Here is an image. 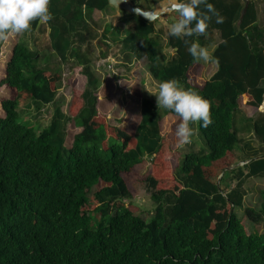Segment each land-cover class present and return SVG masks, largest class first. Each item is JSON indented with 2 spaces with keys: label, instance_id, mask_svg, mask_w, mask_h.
I'll list each match as a JSON object with an SVG mask.
<instances>
[{
  "label": "trees",
  "instance_id": "obj_1",
  "mask_svg": "<svg viewBox=\"0 0 264 264\" xmlns=\"http://www.w3.org/2000/svg\"><path fill=\"white\" fill-rule=\"evenodd\" d=\"M208 2L222 22L213 16L203 35L186 38L210 45L212 32L218 33L211 52L217 70L207 80L184 38L165 35L134 14L120 11L118 17L127 28L121 39L126 63L144 60L159 83L175 79L210 103L212 123L205 128L197 122L205 149L183 156L176 147L179 118L141 96L138 87L132 132L111 125L100 108L111 95L79 44L88 22L104 23L107 0H49L50 49L79 69L65 79L73 93L67 113L56 108L38 133L21 122L18 101L52 103L61 76L38 67L36 54L14 35L0 66V264H264V191L259 211L243 209L253 231L235 213L245 179L264 176V153L229 169L240 142L235 111L264 144V114L253 119L264 97V25L251 2L240 24L243 0ZM164 47L173 50L165 64ZM69 124L77 131L67 145ZM146 161L148 170L141 173ZM139 182L154 205L148 222L129 201Z\"/></svg>",
  "mask_w": 264,
  "mask_h": 264
},
{
  "label": "rangeland",
  "instance_id": "obj_2",
  "mask_svg": "<svg viewBox=\"0 0 264 264\" xmlns=\"http://www.w3.org/2000/svg\"><path fill=\"white\" fill-rule=\"evenodd\" d=\"M155 1L157 0H136L137 4L143 9L149 8ZM249 2L253 4V9L254 7L256 8L257 5H255L253 1ZM175 15L176 13L172 12L168 15L169 18L166 19V15L165 19L169 23H172ZM103 16V24H89L90 26H87L86 30L82 31L84 41L79 44V47L82 52L86 53L91 70L99 82H101V86L105 87L111 95V97H104L99 102L100 108L106 114L109 123L126 129L128 132H132L138 118L139 109V98L134 96L133 89L138 87L141 96L149 98L156 103L155 94L157 93L159 82L151 76L144 60L134 61L129 64L124 61L123 52L125 49L124 45L121 43V39L126 35L127 28L119 23L117 11L113 7H108L105 9ZM255 19L257 22H260L258 15H255ZM107 24L111 26L108 30L105 29V25ZM155 25L157 28L162 29L160 23H156ZM44 27L45 23L40 24L38 31H25L22 36H19V41H22L37 55L36 63L38 67H49L52 70H57L61 76L57 94L52 103L40 104L31 100L18 101L17 109L21 122L32 127L36 133L49 125L52 114L56 108H59L63 113H67L73 93L70 86L66 84L65 79L72 74L74 70L79 69L76 68L72 70L74 66L73 60L61 61L54 53L47 49L49 40L46 31H44ZM165 35L168 34L165 33ZM14 37V35H10L6 43L4 40L0 41V53L3 52V54H0V63L2 64H4L9 56V51L15 40ZM212 38L214 44L219 41L216 31L212 32ZM214 44H204L202 46L211 53ZM162 51V63H168L169 58L173 55V50L164 47ZM201 63L204 68L202 76L204 78H209L215 72L216 64L213 60ZM81 81H84V77L80 76V82ZM261 85L264 86V81L261 82ZM253 117H256V114ZM245 122L246 120L240 112L235 111L233 113L232 123L237 132V136L242 138V140L236 144L234 150L236 163L248 157L245 149L246 141L253 142L254 144L258 141L257 137L250 133V126H247L248 132L241 129L245 126ZM190 127L193 129L191 143L181 148V156L187 152L202 151L206 147L203 138L197 131V122L190 123ZM76 131L77 128L73 124L68 125V135L66 137L67 145L70 144L72 135ZM263 153L264 147L252 151L253 156ZM147 159L148 158H146V160ZM148 167L149 164L146 161L141 173L147 171ZM226 180L229 181L228 178ZM232 183L233 181H230L231 185ZM252 183L254 184V182ZM226 184H229V182H226ZM135 191L134 197L129 201L136 207V213L144 221L148 222L153 216L154 205L150 200L145 183L139 182L136 185ZM244 206H246V204H244ZM235 213L238 217L242 218L247 231H253L255 229V226L244 217L242 208H236Z\"/></svg>",
  "mask_w": 264,
  "mask_h": 264
},
{
  "label": "clouds",
  "instance_id": "obj_3",
  "mask_svg": "<svg viewBox=\"0 0 264 264\" xmlns=\"http://www.w3.org/2000/svg\"><path fill=\"white\" fill-rule=\"evenodd\" d=\"M201 6L206 12H201ZM170 11L175 12L177 18L167 25L168 35L177 39L184 38L193 62H210L213 59L211 53L198 42L189 43L186 38L203 35L207 22L213 16L216 23L222 22V17L213 5L208 0H159L157 9L143 14L150 22H154ZM51 18L49 0H0V41L30 30L33 21L47 22ZM155 100L157 106L170 110L180 120L175 129L178 149L191 143L193 129L190 123L199 122L200 127L205 128L212 123L209 101L184 89L175 79L158 84Z\"/></svg>",
  "mask_w": 264,
  "mask_h": 264
},
{
  "label": "crops",
  "instance_id": "obj_4",
  "mask_svg": "<svg viewBox=\"0 0 264 264\" xmlns=\"http://www.w3.org/2000/svg\"><path fill=\"white\" fill-rule=\"evenodd\" d=\"M249 1H253L254 3H255V5H257L256 6V8L254 7V9H253V16L255 17V15H258L259 16V19H260V24H262V25H264V0H249ZM43 23H45V27H44V31H46V33H47V36H48V40H49V31H50V28H49V26H48V24L46 23V22H39L38 21V23H37V25L35 26V28H31L30 30H28V31H38L39 30V28H40V24H43ZM92 24V23H90V22H88V26H90V25ZM25 33V32H24ZM24 33H22L20 36H22ZM22 39V38H21ZM4 42L6 43L7 42V39L6 40H4ZM22 42V41H21ZM27 46V45H26ZM28 47V46H27ZM29 48V47H28ZM30 49V48H29ZM47 49L49 50V51H51L52 53H54L51 49H50V40H49V44H48V46H47ZM214 49V48H213ZM48 50H46V51H48ZM213 51V50H212ZM0 54H3V52L2 53H0ZM55 54V53H54ZM36 57H37V55H36ZM58 58V57H57ZM68 61H71V59L70 60H68ZM214 61V60H213ZM214 63H215V61H214ZM216 64V63H215ZM0 65H2V63H0ZM40 68H42V67H40ZM49 68V67H48ZM216 70H217V65H216ZM216 70H215V72H216ZM214 72V73H215ZM213 73V74H214ZM212 74V75H213ZM211 75V76H212ZM210 76V77H211ZM209 77V78H210ZM204 78V77H203ZM209 78H204V79H209ZM258 112H257V114H256V117L257 116H259V115H261V114H264V97H263V101H262V103H261V105H260V107L258 108V110H257ZM255 117H253V119H254ZM250 126V133H252L253 135H254V133H253V130H252V124H251V122L250 121H247L246 120V122H245V126H243L241 129H244V130H246V132H248L249 130H247L248 129V127ZM255 136V135H254ZM239 139H240V141L242 140V138L241 137H239V136H237ZM258 139V138H257ZM248 141H246V155L248 156L247 158H244L241 162H238V163H236L235 165H232V167L231 168H233V167H235V166H241L240 165V163H244V162H248L250 159H257L256 157H261V155L260 154H257V155H255V156H253L252 155V151L254 150V149H260V147L262 148V147H264V144L263 143H261L259 140L254 144L253 142H248ZM256 146V147H254V146ZM234 150H235V148H234ZM236 159V158H235ZM237 162V161H236ZM245 164V163H244ZM231 168H229V169H231ZM227 182H229V184H227L228 186L230 185V186H232L233 184H234V182L232 183V185L230 184V181H227ZM252 182H254V184L252 183ZM243 189L245 190V194H244V196H243V199H242V206H241V208H242V211H243V209L244 208H251V209H253L254 211H259L260 209H261V205H262V200H263V194H262V192L264 191V176H258V177H249V178H246L245 179V181H244V184H243ZM244 204H246V206H244ZM259 228H260V230H262V228H263V225H262V223H260V225H259Z\"/></svg>",
  "mask_w": 264,
  "mask_h": 264
},
{
  "label": "water",
  "instance_id": "obj_5",
  "mask_svg": "<svg viewBox=\"0 0 264 264\" xmlns=\"http://www.w3.org/2000/svg\"><path fill=\"white\" fill-rule=\"evenodd\" d=\"M243 1H244V4H243V7L240 11V15H239L237 24H240L242 18L244 17V15L247 11L248 5H249V0H243ZM107 3L109 6L113 7L117 11L118 16L120 15V11H124L128 14L137 15V16L141 17L142 19H144L145 21H148V22H150L149 19L147 17H145L143 13L152 12L159 7V0L153 2L150 5V7L147 9H143V8L139 7L138 5H136V3L132 2L131 0H107ZM171 13L172 12L170 11V12L164 14L157 21H154V23H160L161 24L162 29H163L164 33H166V34H168L167 25L169 24V22L165 19V16L169 15ZM256 158H259V157H256ZM244 163H246V162H244ZM244 163H240V165H243ZM231 167H229V168H231ZM221 174L218 176L217 183L219 181Z\"/></svg>",
  "mask_w": 264,
  "mask_h": 264
}]
</instances>
